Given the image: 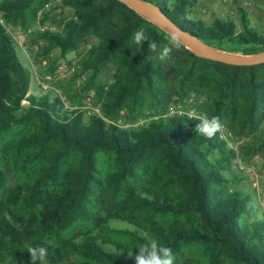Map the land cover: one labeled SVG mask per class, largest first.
<instances>
[{
	"label": "trees",
	"instance_id": "obj_1",
	"mask_svg": "<svg viewBox=\"0 0 264 264\" xmlns=\"http://www.w3.org/2000/svg\"><path fill=\"white\" fill-rule=\"evenodd\" d=\"M149 1L213 46L264 49V31L243 6L237 28L230 18L190 15L196 0ZM0 12L14 28L48 22L27 39L42 41L36 58L50 62L53 48L64 56L96 38L73 76L88 71L81 88L100 110L85 115L63 89L31 90L30 68L0 22V262L32 264L30 244L47 248L48 264H134L128 252L154 239L172 249L174 264H264L259 202L251 186L227 184L247 177L229 139L264 122V61L200 56L179 37L169 60L149 59L147 41L140 48L133 33L142 28L158 51L174 33L122 0H0ZM105 66L109 83L98 79ZM194 97L196 115L223 123L212 139L195 131L199 121L186 110ZM173 102L185 108L169 111ZM121 115L148 117L123 124Z\"/></svg>",
	"mask_w": 264,
	"mask_h": 264
},
{
	"label": "rangeland",
	"instance_id": "obj_2",
	"mask_svg": "<svg viewBox=\"0 0 264 264\" xmlns=\"http://www.w3.org/2000/svg\"><path fill=\"white\" fill-rule=\"evenodd\" d=\"M240 6L244 7L249 24L258 30L264 31V0H196L190 15L198 16L206 22H210L215 16L225 17L226 19L230 18L236 23L237 28H240L242 25L239 11ZM63 11L65 15H68L71 12V7H65ZM46 25H49L48 22L45 24L37 22L26 30L8 25V29L13 37L18 39L17 42L24 62L30 68V89L35 92L51 90L52 94L60 93L61 89L66 90L68 93L73 94L72 106L82 107L85 110V115L92 111L100 113L98 104L93 102L92 91L86 92V90H82L81 88L88 75V71L80 72L78 75L73 76L76 68L79 67L77 60L82 57L83 51L90 43L96 42V38H90L87 44L82 45L77 50L68 51L64 56L55 57L58 54V48H53L51 52L53 55L50 54V56L54 57L53 61L50 62V59H48L49 55H41L36 58V54L42 49V41L29 43L27 39L32 29ZM112 73V67H103L98 74L99 81L101 83H109L112 79ZM61 96L62 98H66L64 94H61ZM196 102V97L189 98L185 102V105L191 108H187L186 110L194 113L193 106ZM67 104H69L68 101ZM182 105V103L173 102L170 104L168 110H182L185 108ZM146 117L148 116L130 121L124 120V117L121 115L116 120L123 124H136L143 121ZM224 129L226 128L224 127ZM229 140V144L236 150L234 163H237L238 167L247 172V177L242 180H230L227 184L229 187L243 190L251 186L253 197L259 202L257 204L258 208L254 210L255 214L263 216L264 161L256 163L254 157L264 154V122L252 131L238 137L232 134V138ZM109 223L113 226H124L127 224L126 221L116 218H112ZM183 263L181 262V264ZM0 264L5 263L0 262Z\"/></svg>",
	"mask_w": 264,
	"mask_h": 264
},
{
	"label": "clouds",
	"instance_id": "obj_3",
	"mask_svg": "<svg viewBox=\"0 0 264 264\" xmlns=\"http://www.w3.org/2000/svg\"><path fill=\"white\" fill-rule=\"evenodd\" d=\"M133 43L140 48L143 42L147 41L146 55L149 59L152 58L151 54L157 53L156 59L159 61H167L171 58V54L174 48L180 46L179 38L176 34H172L162 48L158 51V44L155 41H151L147 33L142 29H137L132 36ZM190 118L199 121L195 126V131L209 139H212L223 128V123L218 116L211 118L207 116H199L195 113H190ZM25 248L30 257L32 264H48L47 256L48 250L43 246H32L25 244ZM128 256L132 257L134 264H174V255L171 248L160 245L156 240H150L148 243L141 245L136 249L135 253L130 250Z\"/></svg>",
	"mask_w": 264,
	"mask_h": 264
},
{
	"label": "water",
	"instance_id": "obj_4",
	"mask_svg": "<svg viewBox=\"0 0 264 264\" xmlns=\"http://www.w3.org/2000/svg\"><path fill=\"white\" fill-rule=\"evenodd\" d=\"M133 9L148 15L151 19L168 28L176 34L185 45L196 54L231 64H254L264 61V49L252 53H239L213 46L196 35L180 28L170 18L164 15L159 7L149 0H122Z\"/></svg>",
	"mask_w": 264,
	"mask_h": 264
},
{
	"label": "built area",
	"instance_id": "obj_5",
	"mask_svg": "<svg viewBox=\"0 0 264 264\" xmlns=\"http://www.w3.org/2000/svg\"><path fill=\"white\" fill-rule=\"evenodd\" d=\"M0 22L2 23V24H4L5 26H7V28H8V25L4 22V19H3V17H2V14H1V12H0ZM9 30V29H8ZM16 40H18L17 38H15ZM67 105V104H66ZM90 111V110H89ZM254 161L256 162V163H261V162H263L264 161V154H259V155H257V156H255L254 157ZM263 201H264V199L262 200V203H263Z\"/></svg>",
	"mask_w": 264,
	"mask_h": 264
}]
</instances>
